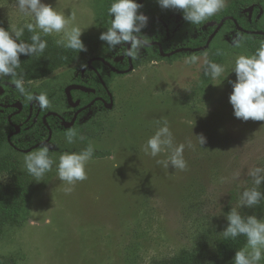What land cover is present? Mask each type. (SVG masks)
Segmentation results:
<instances>
[{
  "label": "rangeland",
  "instance_id": "rangeland-1",
  "mask_svg": "<svg viewBox=\"0 0 264 264\" xmlns=\"http://www.w3.org/2000/svg\"><path fill=\"white\" fill-rule=\"evenodd\" d=\"M233 1L225 0L221 11ZM42 2L66 18L75 14L68 27H80L86 51L58 46L62 33H41L48 44L44 53L21 55L16 70L15 78L23 79L31 91L76 71L108 48L99 39L106 29L95 23L93 0ZM27 22L34 20L16 10L15 0H0V27L20 29ZM190 34L178 33L174 43ZM31 35L25 28L21 39L31 43ZM189 53L173 64L154 61L127 75L108 74L115 104L92 115L89 127L95 134L94 148L109 156L89 160L86 179L74 186L56 175L36 192L29 220L0 241V257H16L18 264L229 263L218 249L228 224L226 214L236 208L242 216L264 218V200L251 209L239 204L242 192L253 187L249 169L264 167V121L234 116L229 97L240 55L225 52V71L212 80L205 75L211 56ZM192 55L198 62L186 63ZM163 119L174 143L185 144V170L164 168L157 160L167 154L153 158L143 150ZM200 135L206 138L202 146L196 137ZM258 190L264 192V184Z\"/></svg>",
  "mask_w": 264,
  "mask_h": 264
},
{
  "label": "clouds",
  "instance_id": "clouds-1",
  "mask_svg": "<svg viewBox=\"0 0 264 264\" xmlns=\"http://www.w3.org/2000/svg\"><path fill=\"white\" fill-rule=\"evenodd\" d=\"M157 3L163 9L183 10L184 19L192 25L201 24L225 6V0H157ZM15 6L21 14L32 17L34 23L27 22L20 29L5 30L0 27V86H3L5 77H11L10 82L22 97L35 102L41 109H47L50 102L46 94H31L26 90L23 79L15 78L16 70L21 65L20 57L40 56L44 53L48 44L42 39L41 33L45 36L62 33L61 39L56 41L58 46L78 52L86 51L81 39L83 32L78 25L68 27L69 23L75 20L74 13L66 18L63 13L52 5L43 3L42 0H15ZM141 7L136 0H113L108 8L110 26L99 37L112 50L117 46H126L124 54L133 60L138 59L141 50L149 46V38L142 34V29L148 24V17L139 12ZM25 28L32 33L31 43L21 39ZM242 39L238 36L233 41L234 46L239 47ZM220 54L217 52V55ZM198 59V56L192 55L185 62L196 64ZM224 71L225 68L221 64L206 61L205 75L210 76L212 80L221 77ZM233 72L236 74V80L231 82L233 90L229 102L233 107L234 116L243 121H264V41L259 42L254 54L238 56ZM186 123L191 124V121ZM157 125L154 135L144 145V152L153 158L167 154L166 159L157 160V163L164 168L171 166L175 170H185L187 167L183 155L185 144L174 143L166 119H163L162 124L157 121ZM76 136L75 130H69L66 142L72 144ZM196 137L201 146L206 143L203 135ZM188 146H191L190 142ZM49 152V147L45 145L24 156L25 169L37 181L50 171L55 163ZM93 155L94 146L91 143L80 152H62L57 165L59 180L74 186L76 182L86 179V164ZM248 176L252 179L253 187L242 192L239 204L242 208L251 209L264 200V192L258 190L259 186L264 184V167L249 169ZM238 177L237 172L233 178ZM66 190L71 191V187ZM226 220L227 227L220 235L233 240L241 235L246 237V245L235 252L232 264H260L264 259V218H258L256 215L242 216L236 208H231L226 214Z\"/></svg>",
  "mask_w": 264,
  "mask_h": 264
},
{
  "label": "trees",
  "instance_id": "trees-1",
  "mask_svg": "<svg viewBox=\"0 0 264 264\" xmlns=\"http://www.w3.org/2000/svg\"><path fill=\"white\" fill-rule=\"evenodd\" d=\"M112 2L113 0H93L95 23L105 29L110 26L111 17L108 15V8ZM136 2L142 5L139 12L148 17V24L142 29V34L149 38V43H160L166 54H170L179 48L198 49L207 46L218 25L227 18L228 20L215 35L209 47L200 53L202 55H210L212 62L222 64L225 52L250 56L259 47V42L264 41V0H235L219 14L213 15L199 25H192L187 22L184 19L183 10L161 8L157 0H136ZM251 7H254V11L250 18V13L246 11ZM230 18H234V20ZM212 23H215V25L212 26ZM240 28L244 31H241ZM184 30L191 31L192 34L181 40L178 45L173 44V40L177 34ZM246 31L249 33H246ZM238 36L243 39L240 46L235 47L233 41ZM125 50L126 46H117L115 50L108 47L102 49L95 57H102L109 62H112V57L124 58L125 66L121 67V69L125 70L129 66L128 57L124 54ZM217 52L221 54L217 55ZM191 54L179 53L164 58L159 46L145 47L141 50L139 58L134 60V63L136 67L144 63L164 60L173 64L180 58ZM89 60H85L81 64L80 69L85 66L87 67L84 78L81 72L76 76V71H70L67 74L58 75L35 91H31L28 86L24 85L26 90L33 95L46 94L50 103L47 109H42V114L37 122L31 120L26 126L28 133L33 132L35 134V139L31 140L28 145L19 144L16 139H13L12 142L20 149L29 150L36 144L47 141L50 138L51 129L53 135L51 141L46 146L49 147V155L55 163L52 169L37 181L25 169L24 156L43 146L25 153L11 147L7 141V136L0 138V241L3 240L9 230L23 227L29 220L35 193L44 189L57 175L60 154L62 152H80L86 149L90 143L92 144L95 138V134L90 131L89 127V125L93 124L92 117L86 116V113L79 116L73 127L67 128L65 126V121L71 122L74 118V111L69 107L65 93L69 85L79 83L96 90V94L80 91L73 92L75 99L82 100V106L88 105L98 96L108 99V93L97 73L88 68ZM93 66L106 80L105 69L107 67L105 64L101 61H95ZM9 90L14 98L12 100L13 103L21 101L23 97L16 90L12 88ZM101 107L105 110L103 103L98 102L95 105V108L101 109ZM10 111L5 110L4 114L0 113V127L9 125L7 115ZM43 116H47L49 128L42 121ZM14 121L16 122V119ZM69 130H75L77 133L72 144L66 142V134ZM108 156L109 153L94 148L93 159H103ZM245 245L246 237L241 235L235 240L223 238L218 249L220 255L229 260L228 264H232L235 252L242 249ZM0 264H18V259L13 256L0 257ZM260 264H264V259L260 261Z\"/></svg>",
  "mask_w": 264,
  "mask_h": 264
},
{
  "label": "flooded vegetation",
  "instance_id": "flooded-vegetation-1",
  "mask_svg": "<svg viewBox=\"0 0 264 264\" xmlns=\"http://www.w3.org/2000/svg\"><path fill=\"white\" fill-rule=\"evenodd\" d=\"M152 43H158V42H152ZM173 44H175L174 43V40H173ZM160 45H154V46H159L160 47ZM175 45H178V44H175ZM148 48H151V47H148ZM179 49H181V48H179ZM160 51H161V49H160ZM163 51H164V49H163ZM182 53H189V52H182ZM175 55H177V54H175ZM164 58H168V57H164ZM101 59H104V58H102V57H95L94 58L93 57L92 59H90L88 61V68L90 70H93V71H95L97 73L98 77L101 80L102 85L104 86L105 90L108 93V99H105L102 96H98L93 101H91V103H89L88 105L82 106V104H81L82 100L81 99H75L74 96H73L75 102L80 101V105L78 107H76V108H73V107H70L69 106L74 111V118H75V115L78 113V116L76 118L75 124H76L79 116L81 114H83V113H86V116H88V117H92V115H94V114L98 115L100 113L106 112L105 110L108 111L110 109V108H108L110 106V104H111V96H110V94L113 95V93L111 92L110 87H109L108 74L109 73H115L118 76L119 75H127V74L121 73V72H125V71H127L130 68V62H129V66H128L127 69H125V70H122L121 69V67L125 66L124 58L112 57L111 58L112 59V62L106 61L104 59L106 62L110 63L111 66L114 67L119 72L114 71L111 67L107 66ZM114 59H121L122 62L121 63H118ZM91 60H94V61L90 65L89 62ZM95 61H101V62H103L105 64V66L107 67V69H105V73L107 75V79L106 80L96 70V68H94L93 63ZM128 61H129V57H128ZM133 64H134V68H136L135 63H134V60H133ZM80 68H81V66H80ZM80 68L79 67L77 68V70H76V76L79 75V73L81 72L82 73V77L84 78L86 76L87 67H82V69H80ZM71 85H79V86H84L86 88H89V87H87V86H85L83 84H79V83H73ZM10 88H12V89L15 90V86L12 83H10L9 81H7V80H4L3 86H0V113L4 114L5 113V110H11L10 113L7 115V120H8L9 125H4V126L0 127V138H2L4 136H7V141L11 145V147H13L17 151L29 153V152H31V151L39 148L40 146H44V145L48 144L51 141L52 136L47 141H43L42 143H38L35 146H33L32 148H30L29 150L20 149V148H18L17 145H15L12 142L13 139H16L19 144L28 145L31 140L35 139V134L33 132L28 133L27 130H26V126L29 124V122L31 120L33 122L34 121L37 122L38 118L42 114V109L38 106V104H36L35 102H32V101H28L24 97L21 99V101H17V102H14L13 103L12 100L14 98H13V95L11 94V91L9 90ZM89 89H92V88H89ZM93 90H95V89H93ZM74 91L83 92L81 90H74ZM73 92H72V95H73ZM65 93H66V91H65ZM84 93H86V92H84ZM96 93L97 92L95 90V93H88V94H96ZM113 98H114V96H113ZM113 101H114V103H113V106H114L115 100L113 99ZM98 102L103 103V106L105 107V110H104L103 107H101V109L95 108V105ZM16 104H20L21 105V109L15 107ZM68 105H69V103H68ZM53 114H55V113H53ZM56 115H58V114H56ZM34 116H35V119H34ZM74 118H73V120H74ZM14 119H16V122L14 121ZM42 121H44V123L46 124V126H48V124H47V116L46 117L43 116L42 117ZM71 122H68V123H71ZM48 128H49V126H48ZM51 133H52V131L50 129V134Z\"/></svg>",
  "mask_w": 264,
  "mask_h": 264
},
{
  "label": "water",
  "instance_id": "water-1",
  "mask_svg": "<svg viewBox=\"0 0 264 264\" xmlns=\"http://www.w3.org/2000/svg\"><path fill=\"white\" fill-rule=\"evenodd\" d=\"M253 11H254V7H251L250 9H248V10L246 11V12H249V13H250V18H251L252 15H253ZM230 19H231V20H234V18H230ZM227 20H228V18H227V19H224V20L218 25L216 32L211 36V38H210V40H209L207 46H205V47H203V48H198V49L181 48V49H178V50L172 52L171 54H165L164 51H163V47H162L159 43H149V46H148V47H152V46H154V45H160V49H161V53H162V56H163V57H170V56H173V55H175V54L182 53V52H193V53H195V52H201V51H204V50H206V49L209 47L211 41L213 40V38L215 37V35L219 32V30L222 28V26L224 25V23H225ZM236 24H237V22H236ZM211 25L214 26L215 23H212ZM237 25H238V24H237ZM240 30H241V31H244L242 28H240ZM246 33H249V32L246 31ZM129 47H130V45H129ZM101 60H102L107 66L111 67L114 71L119 72V71L116 70L114 67H112L110 63L106 62L104 59H101ZM93 61H94V60H91V61L89 62V64L91 65ZM129 62H130V68H129L127 71H125V72H121V73L128 74V73L132 72V71L135 69V68H134V64H133V60H132L131 58H129ZM74 90H81V91L86 92V93H95V90H93V89H89V88H86V87H84V86L70 85L69 87H67V88H66L67 101H68V103H69V106H70V107H73V108H76V107H78V106L80 105V101H77V102L74 101V98H73V95H72V92H73ZM110 96H111V104H110V106H109L108 108H110V107L112 108V107H113V103H114V101H113V95L110 94ZM15 107L21 109V105H20V104H16ZM89 107H90V106H89ZM77 116H78V113L75 115V118H74V120H73L71 123L65 122V126H66L67 128H71V127H73V125L75 124V121H76ZM51 136H52V133L50 134V137H51Z\"/></svg>",
  "mask_w": 264,
  "mask_h": 264
}]
</instances>
